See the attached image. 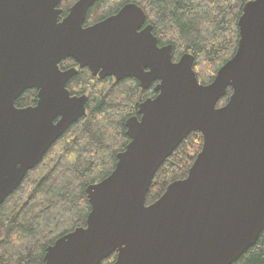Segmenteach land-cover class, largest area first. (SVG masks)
<instances>
[{
    "label": "water",
    "instance_id": "obj_1",
    "mask_svg": "<svg viewBox=\"0 0 264 264\" xmlns=\"http://www.w3.org/2000/svg\"><path fill=\"white\" fill-rule=\"evenodd\" d=\"M97 1L76 0L62 16V0H0V205L86 114L87 95L67 88L78 69L59 66L73 58L101 78L157 81V94L128 118L111 173L87 187L86 224L40 264H101L115 252L113 264L234 263L264 229V0L244 4L236 52L207 84L193 54L174 60L173 45L158 44L135 2L85 26ZM30 88L36 106L17 108ZM195 131L203 144L187 176L146 204L157 170Z\"/></svg>",
    "mask_w": 264,
    "mask_h": 264
},
{
    "label": "trees",
    "instance_id": "obj_2",
    "mask_svg": "<svg viewBox=\"0 0 264 264\" xmlns=\"http://www.w3.org/2000/svg\"><path fill=\"white\" fill-rule=\"evenodd\" d=\"M75 1L62 0V16ZM247 1L99 0L88 10L84 25L135 2L146 12L145 24L152 26L158 44H172L174 60L185 52L193 54L197 77L207 84L236 52L238 21ZM109 79H100L84 67L69 81L73 94L87 95L86 114L67 128L0 205V264L43 263L48 245L86 224L91 209L87 187L111 173L118 153L130 140L128 117L138 113L140 101L157 94L152 86L142 90L135 78ZM231 93L229 88L217 106L225 104ZM34 96L27 89L17 102L24 104ZM202 144V134L195 131L177 146L157 170L146 204L156 201L170 183L187 176ZM116 255L101 264H113ZM232 264H264V229L256 244Z\"/></svg>",
    "mask_w": 264,
    "mask_h": 264
},
{
    "label": "flooded vegetation",
    "instance_id": "obj_3",
    "mask_svg": "<svg viewBox=\"0 0 264 264\" xmlns=\"http://www.w3.org/2000/svg\"><path fill=\"white\" fill-rule=\"evenodd\" d=\"M146 25V24H145ZM153 32V31H152ZM73 59V58H72ZM62 62V63H61ZM61 64H59V66H60V69L61 70H66V69H69V68H73V67H76L78 70L81 68L80 66H79V64L74 60V61H71L69 58H66V59H64V61L63 60H61ZM64 62V63H63ZM78 73V72H77ZM76 73V74H77ZM75 76V75H74ZM73 76V77H74ZM95 76H97V75H95ZM72 77V78H73ZM99 77V76H98ZM71 78V79H72ZM100 79H107V78H110L109 80H111L112 82H116V81H120V80H116V78L115 77H113V76H107V77H105V78H101V77H99ZM126 78H135V77H126ZM70 79V80H71ZM123 79H125V78H123ZM123 79H121V80H123ZM135 79H137V78H135ZM69 80V81H70ZM138 80V79H137ZM69 81L67 82V85H68V83H69ZM139 81V80H138ZM156 84H157V81H155V82H153L148 88H146V89H149L151 86H152V88H153V90L154 91H156L155 90V86H156ZM139 85H140V81H139ZM67 88H68V86H67ZM140 88L142 89V90H146V89H143L141 86H140ZM31 90H32V92H34V98H32V99H30L28 102H26V103H24V104H20V103H18L17 101L19 100V97L26 91H24L17 99H16V101H15V105H16V107L17 108H26V107H33V106H36V104H37V101H38V90L36 89V88H30ZM69 89V88H68ZM70 90V89H69ZM70 92H71V90H70ZM71 94L72 95H75V94H73L72 92H71ZM156 95H154V96H151V97H147V98H153V97H155ZM146 98V99H147ZM145 100V99H144ZM143 100V101H144ZM142 101H140V103H141ZM139 103V104H140ZM135 116H140L138 113L135 115ZM59 118L60 117H57L54 121L55 122H57L58 120H59ZM31 196V194L29 195V197Z\"/></svg>",
    "mask_w": 264,
    "mask_h": 264
},
{
    "label": "bare ground",
    "instance_id": "obj_4",
    "mask_svg": "<svg viewBox=\"0 0 264 264\" xmlns=\"http://www.w3.org/2000/svg\"><path fill=\"white\" fill-rule=\"evenodd\" d=\"M129 118V117H128ZM15 191V190H14Z\"/></svg>",
    "mask_w": 264,
    "mask_h": 264
}]
</instances>
